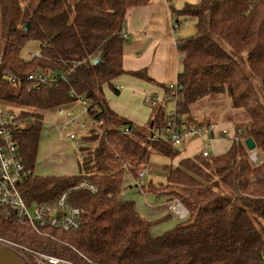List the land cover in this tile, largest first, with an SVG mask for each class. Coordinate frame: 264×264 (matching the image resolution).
<instances>
[{
    "label": "trees",
    "instance_id": "16d2710c",
    "mask_svg": "<svg viewBox=\"0 0 264 264\" xmlns=\"http://www.w3.org/2000/svg\"><path fill=\"white\" fill-rule=\"evenodd\" d=\"M151 1L0 0L3 70L22 77L37 71L69 76L57 87L41 86L31 92L0 76V104L22 110L15 109L23 122L17 133L20 153L34 172L21 188L24 199L46 202L83 180L98 189L95 194L71 195V203L84 215L78 231L55 233L67 240V246L43 239L2 214L0 237L75 262L81 259L78 251L99 264H263L264 0H203L173 10L179 19L196 20L195 34L177 41L182 56L180 124L201 129L213 124L198 120L196 106L224 98L232 109L244 113L247 122L227 129L240 132L242 140L227 153L207 158L200 153L178 167L165 166L167 183L158 186L148 179L141 190L139 174L149 169L154 153L171 160L181 154L170 142L154 140L160 125L166 124L168 102L152 106L149 122L137 126L109 107L105 88L117 92L113 82L125 74L153 82L146 72L124 70L122 36L128 10ZM32 41L40 45V57L24 60L21 51ZM100 55L101 62L94 64ZM72 91L86 100L87 113L98 125L87 131L84 141L98 145L80 149L79 175L36 176L44 117L34 111L68 108L77 102ZM124 128L132 133L126 134ZM249 138L260 163L251 159L245 145ZM128 189L178 201L188 217L153 237L151 227L164 218L151 221L142 216L126 194Z\"/></svg>",
    "mask_w": 264,
    "mask_h": 264
},
{
    "label": "crops",
    "instance_id": "0c3cea01",
    "mask_svg": "<svg viewBox=\"0 0 264 264\" xmlns=\"http://www.w3.org/2000/svg\"><path fill=\"white\" fill-rule=\"evenodd\" d=\"M173 6L169 0H152L144 7L128 10L123 31L128 34L123 57V68L127 72H146L153 82L125 74L113 82L117 92L105 93L109 107L119 116L131 121L137 126H145L151 117V106L146 102L147 96H157L164 99L166 88L178 82L182 69L180 54L177 49L179 40L173 29ZM166 87V88H165ZM107 88H105V91ZM107 95V96H106ZM208 112L198 114V118L206 123L217 124L220 129H232L236 125L245 124L244 113L231 108L228 98L208 103ZM77 102L68 109L73 111ZM234 129V128H233ZM211 138L212 134L207 135ZM202 140L199 137H189L180 148L181 154L174 159V168L187 158L201 153ZM233 143L229 139L211 142V156L227 153ZM53 147L57 152L52 165H44L45 152ZM80 153V152H79ZM79 157L71 147H64L56 133L44 126L37 155L35 175L41 177H72L79 175ZM132 192L126 190V194ZM136 203L138 212L151 221L162 219V222L151 227V235L158 237L173 229L188 217L187 209L182 205L174 210L176 201L168 198H156L151 194L140 193L131 198Z\"/></svg>",
    "mask_w": 264,
    "mask_h": 264
},
{
    "label": "built area",
    "instance_id": "2783aa9c",
    "mask_svg": "<svg viewBox=\"0 0 264 264\" xmlns=\"http://www.w3.org/2000/svg\"><path fill=\"white\" fill-rule=\"evenodd\" d=\"M187 24L188 21H181L178 15H173V29L175 31L180 29L182 25ZM122 36L125 40L129 37L125 31L122 32ZM35 57H40V52L38 55L32 56V58ZM180 59H182V56ZM4 61L5 56L0 42V76L3 80H8L14 86H28V92L34 91L41 86L57 87L59 84L69 81L67 73L54 71H37L25 77L15 76L11 72L3 70ZM167 89L168 92L164 99L150 95L146 97V102L151 107L163 102H168L169 106L165 117L166 124L160 125V128L154 135V140L159 138L164 139L170 142L175 150H180L189 137H199L203 143L201 154L206 158L211 156V142L213 140L223 141L229 139L233 144L242 142L240 132L235 134L233 131L234 134H231L227 129L218 131L215 124H210L202 129L180 124L177 99L183 87L177 82L176 84L169 85ZM70 94L76 98L77 102L87 112L86 100L73 91ZM55 111L63 119L66 129L70 126L78 125L77 120L72 119L73 111L71 109L59 107ZM94 125V127H98L96 123ZM79 127L84 131L87 129L84 123H80ZM156 127L157 123L154 124L155 130ZM22 128L23 122L19 118L18 112L13 108L0 104V214L20 226L30 228L39 237L61 242L53 235L54 233L76 232L81 228L83 221L84 210L71 203V195L83 191L95 194L98 189L92 182L83 180L76 186L64 191L55 199L41 203H28L22 195L21 188L24 182L34 175V172L32 169L26 167L20 153L17 133ZM123 131L126 134L132 133L128 128H124ZM210 132L214 135L211 138L207 136ZM69 139L75 140L76 136L70 134ZM256 155L255 153L251 155V159L255 163L257 162ZM149 177V169H143L139 174L137 187L142 190ZM179 206L182 205L177 201L174 210L178 212ZM1 239L0 246L17 254L25 264H99L78 251L76 252L81 259L75 262L36 251L26 245L8 239L5 240V238ZM262 263L264 264V253Z\"/></svg>",
    "mask_w": 264,
    "mask_h": 264
},
{
    "label": "rangeland",
    "instance_id": "374dc122",
    "mask_svg": "<svg viewBox=\"0 0 264 264\" xmlns=\"http://www.w3.org/2000/svg\"><path fill=\"white\" fill-rule=\"evenodd\" d=\"M202 1L203 0H170V3L176 11H179L182 8H184L185 5H187V4H192V5L200 4ZM180 20L181 21L187 20L188 24L182 25L180 27V29H178L176 31L178 38L184 39V38H188V37L194 35L195 31H196V27H195L196 20L193 18L184 19L181 17H180ZM39 52H40V45L37 42L32 41V42L28 43L26 45V47H24L22 49L21 58L24 60H31L32 56L38 55ZM180 57H181V55H180ZM179 61L182 64V59H179ZM176 83H177V81L172 83V84H176ZM106 88H107V90L105 91V93H107L108 95L112 94L113 91L111 90V88L110 87H106ZM220 100H222V99H220ZM217 101H219V100H217ZM14 108L18 112L22 111L21 108H18V107H14ZM208 110H209L208 104L203 103V104H198L196 106V111L198 114L204 115L208 112ZM34 112L38 115H39V113H41V115H43L44 126H46L48 128V130H53V132L56 133V137L59 139V141L62 143V145L64 147H67V146L71 147L73 153L77 154L78 157H80L79 152H80L81 148L87 147V149L89 148L92 150L96 147V145H98L97 142H95V141L89 142V143L88 142L86 143L84 141V137H86V135H87V130L93 128L95 125H94V121L91 118V116L86 112L85 108L80 103L77 102V105L73 108V117H72V119L77 120L78 125L70 126L68 129L65 128L63 119L60 118L56 114L55 109L47 110L44 112H41V111H34ZM34 117L38 118L36 115ZM198 120L201 121L200 118H198ZM80 123H84L86 125L87 129L85 131L80 129V127H79ZM70 134H74L76 136V139L75 140L69 139ZM87 149L85 150V152H83V155L87 154V151H88ZM56 152L57 151L52 146L50 147L49 150L47 148V151L45 152V155L43 158L44 165H52L53 164V161H54L55 156H56V154H55ZM254 153L256 154L257 152L255 151ZM254 153H252L251 155H254ZM256 156H258V155H256ZM174 164H175L174 160H171V159L163 157L157 153H154L150 159V164L148 166L149 174H150L149 179H151L155 185H158V186L165 185L167 183V174L165 172V166H174ZM36 167H37V163H36ZM136 195H138L137 190H134V191L132 190V192L129 193L128 197L133 198ZM180 208H181V206H179V209ZM53 235L55 236V233ZM58 237H56V238H58L61 242H57V241H55V242L67 246V240L66 239L62 240V238H60V236H58ZM43 239H47V238H43ZM0 240H2V239L0 238Z\"/></svg>",
    "mask_w": 264,
    "mask_h": 264
},
{
    "label": "water",
    "instance_id": "95a60500",
    "mask_svg": "<svg viewBox=\"0 0 264 264\" xmlns=\"http://www.w3.org/2000/svg\"><path fill=\"white\" fill-rule=\"evenodd\" d=\"M25 28L27 29L28 25ZM101 60H102V56L100 55L97 59H95L94 64L100 63ZM245 145L250 152L256 151V145L251 138L246 140ZM260 162L261 159L257 156L256 163H260ZM0 264H25V263L21 260V258L17 254L0 246Z\"/></svg>",
    "mask_w": 264,
    "mask_h": 264
}]
</instances>
